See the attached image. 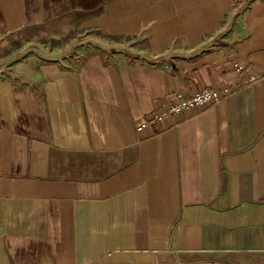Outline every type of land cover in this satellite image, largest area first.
Wrapping results in <instances>:
<instances>
[{
	"label": "crops",
	"instance_id": "0c3cea01",
	"mask_svg": "<svg viewBox=\"0 0 264 264\" xmlns=\"http://www.w3.org/2000/svg\"><path fill=\"white\" fill-rule=\"evenodd\" d=\"M0 264H264V0H0Z\"/></svg>",
	"mask_w": 264,
	"mask_h": 264
},
{
	"label": "built area",
	"instance_id": "2783aa9c",
	"mask_svg": "<svg viewBox=\"0 0 264 264\" xmlns=\"http://www.w3.org/2000/svg\"><path fill=\"white\" fill-rule=\"evenodd\" d=\"M246 4L250 0H241ZM228 94V90L217 91L215 89H201L191 95L184 96L181 92L175 93V100L168 104L165 108L153 112L147 119L140 123L136 128L138 130L146 127L148 124H155L162 122L171 114L179 113L186 109L205 106L207 104L215 103L221 100Z\"/></svg>",
	"mask_w": 264,
	"mask_h": 264
}]
</instances>
